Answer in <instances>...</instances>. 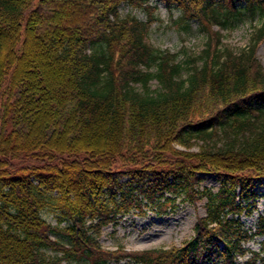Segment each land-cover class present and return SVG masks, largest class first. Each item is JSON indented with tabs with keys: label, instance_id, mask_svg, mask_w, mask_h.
<instances>
[{
	"label": "trees",
	"instance_id": "obj_1",
	"mask_svg": "<svg viewBox=\"0 0 264 264\" xmlns=\"http://www.w3.org/2000/svg\"><path fill=\"white\" fill-rule=\"evenodd\" d=\"M142 1L0 0V264H236L263 232V216L250 230L239 215L264 176V0H163L205 32L182 61L146 40V21L120 14ZM245 12L257 22L235 49L219 28ZM200 170L221 185L200 186ZM180 194L205 198V213L179 245L99 243L119 215L163 212Z\"/></svg>",
	"mask_w": 264,
	"mask_h": 264
},
{
	"label": "rangeland",
	"instance_id": "obj_2",
	"mask_svg": "<svg viewBox=\"0 0 264 264\" xmlns=\"http://www.w3.org/2000/svg\"><path fill=\"white\" fill-rule=\"evenodd\" d=\"M239 5L244 4V0L238 1ZM120 14L131 13L137 18L146 21L147 37L146 40L155 47L176 53L177 60H184V53L197 52L205 41V32L198 28L196 19L190 21V27H185V22L178 20L182 13L179 6H167L163 0H143L139 4L121 2L119 5ZM257 22L254 16L253 23L247 12L233 24L227 23L219 28L221 40L239 49L248 44L252 32L253 24ZM214 29L217 28L213 24ZM256 54L264 67V40L257 46ZM37 59L36 55L32 59ZM156 79H151L150 87H157ZM135 86L140 89L139 84ZM179 149L195 152L198 145L195 143L189 148L175 145ZM200 186H207L216 190L221 185L219 174L200 170ZM123 177L121 180H124ZM254 188L257 193L256 207L250 214L240 213V223L244 228L254 230L259 226V217L264 219V176L255 180ZM168 194V192H166ZM178 195L174 200V205L166 206L165 211L159 212L154 207H146L145 212L138 213L131 210L119 215L118 221L108 223L102 226L101 233L98 236L99 243L106 248L115 249L122 246L125 249H148L155 247H169L179 245L182 240L193 234V225L199 215L205 213V198L196 202H189L180 198ZM50 222H55V216L50 213L45 215ZM53 236L57 235L52 232ZM264 243V230L262 233H256L244 242L249 251L236 259V264H247L251 252H258L264 256V248L260 245ZM110 264H139L137 262L122 259L118 262L110 261ZM210 264V262L204 263Z\"/></svg>",
	"mask_w": 264,
	"mask_h": 264
}]
</instances>
